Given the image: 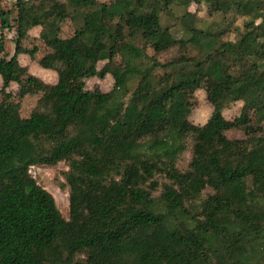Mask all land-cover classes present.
<instances>
[{"label": "trees", "instance_id": "1", "mask_svg": "<svg viewBox=\"0 0 264 264\" xmlns=\"http://www.w3.org/2000/svg\"><path fill=\"white\" fill-rule=\"evenodd\" d=\"M4 1L0 264H264V0ZM67 19L76 31L64 39ZM4 30L15 32L11 59ZM39 40L58 82L24 118L7 91L19 81L29 94L18 56L36 59L25 45ZM107 76L111 91L87 89ZM204 81L213 110L195 125L186 92ZM60 163L68 219L30 173Z\"/></svg>", "mask_w": 264, "mask_h": 264}, {"label": "rangeland", "instance_id": "2", "mask_svg": "<svg viewBox=\"0 0 264 264\" xmlns=\"http://www.w3.org/2000/svg\"><path fill=\"white\" fill-rule=\"evenodd\" d=\"M15 0H5L3 5L6 7V9H10L12 7V4ZM100 3L110 4L112 0H97ZM190 11L193 13H196L199 17L206 20L207 22L212 23L214 21L213 18H211L206 9L204 7H197L196 5H192L190 7ZM230 21L233 22L234 18L230 17ZM220 18H215V21H219ZM165 24H170L169 20L163 21ZM222 23V21L220 20ZM244 22V18H235L234 26H236L238 29L242 28ZM226 23V22H225ZM224 23V24H225ZM228 23V22H227ZM226 23V24H227ZM223 24V25H224ZM76 31V27L73 25L70 19L65 20L62 23V31H61V37L62 38H69L71 37L74 32ZM4 33L6 36V51L8 54V57L11 59L13 55H15V45H14V39H15V32L14 31H8L4 30ZM41 33V28L34 30L32 33V36H39ZM231 38H234L232 35ZM33 39V38H32ZM27 49H34L37 48L36 59H32L30 55L25 54V56H18V61L22 68L27 69V76H23L24 74H18L17 76L21 78V81L28 86L30 92L26 96H21L20 93L22 91V85L18 81H14L13 89L11 88V95L9 99L13 100L14 102L21 104V114L24 118H28L31 114L33 109L35 108L37 102L42 97L43 89L45 85H55L58 81V75L54 70H48V71H42L41 69V62L45 61L46 58H49L52 56L48 50H46V47L44 44H41V41L39 40L38 43L36 41H29L27 45H25ZM37 46V47H36ZM150 53L153 54L152 50H150ZM53 54V53H52ZM175 55L170 54L167 57H171ZM32 60H31V59ZM33 62V63H32ZM104 63L99 64V68H102ZM35 78L36 80H33V83H31L32 79ZM31 80V81H30ZM80 84L79 79H75L70 81L69 87L75 88ZM87 89L88 90H94L96 88H99L103 92H109L112 90L114 86V80L111 76H107L105 79L100 80L97 78H93L87 81ZM211 88V83L209 81L203 82V89L197 91L195 94L187 93L186 100L189 103L190 110H191V116L190 121L195 125H204L210 118L212 114V106L207 100V92L206 90H209ZM20 95V96H19ZM1 102H8V100L5 98V95H0V103ZM243 107V104L241 102H238L231 106L230 109L226 110L224 112V116L227 120L233 121L241 112V109ZM227 135L230 138H242L243 133L239 130H232L227 133ZM190 155L187 154L185 156V162L186 164L187 160H189ZM68 170V167L64 163H60L59 165L55 167H48V166H37L31 168V175L36 179L38 184L46 189L55 199L56 204L62 213L63 217L68 219L69 218V193L68 190L61 189L60 183H65V177L64 173Z\"/></svg>", "mask_w": 264, "mask_h": 264}, {"label": "crops", "instance_id": "3", "mask_svg": "<svg viewBox=\"0 0 264 264\" xmlns=\"http://www.w3.org/2000/svg\"><path fill=\"white\" fill-rule=\"evenodd\" d=\"M40 27H37V28H34V29H32L31 31H30V33H29V37H31V38H33V39H38L39 38V36H40V34H39V36H32V33H33V31L34 30H36L37 31V29H39ZM20 56H25V54H22V55H20ZM31 59V58H30ZM32 60V59H31ZM33 63V62H32ZM23 67V66H22ZM41 69H42V71H48V70H50V69H45V68H43L42 66H41ZM52 71V70H51ZM58 77V76H57ZM58 82V81H57ZM57 84V83H56ZM55 84V85H56ZM13 85H14V83H11V85H10V87L8 88V93H10L11 92V88L13 89ZM3 87V82H2V79L0 78V90H1V88Z\"/></svg>", "mask_w": 264, "mask_h": 264}]
</instances>
